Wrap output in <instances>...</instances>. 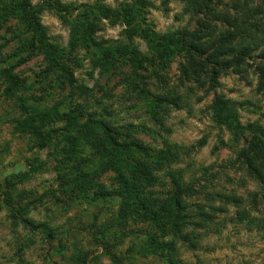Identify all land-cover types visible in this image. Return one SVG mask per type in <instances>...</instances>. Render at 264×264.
Wrapping results in <instances>:
<instances>
[{
    "label": "rangeland",
    "instance_id": "obj_1",
    "mask_svg": "<svg viewBox=\"0 0 264 264\" xmlns=\"http://www.w3.org/2000/svg\"><path fill=\"white\" fill-rule=\"evenodd\" d=\"M42 1L0 0V264H264V38L237 63L232 49L264 0H147L145 24L178 41L168 59L103 20L104 57L69 23L133 0H56L72 18L45 10L34 28L17 6ZM172 170L193 243L172 230Z\"/></svg>",
    "mask_w": 264,
    "mask_h": 264
},
{
    "label": "trees",
    "instance_id": "obj_2",
    "mask_svg": "<svg viewBox=\"0 0 264 264\" xmlns=\"http://www.w3.org/2000/svg\"><path fill=\"white\" fill-rule=\"evenodd\" d=\"M201 2L202 0L189 1V3L194 6H197ZM147 6V0H133L130 4H124L114 9L99 5L88 7L83 11L78 12L73 22L69 23H75L79 25L85 33L86 47L89 45L94 46V51L102 53L104 57L107 56L110 53V50L113 49H110L109 47H103L93 38V34L97 28V23L103 20L111 24H121L124 27V33L128 39L138 36L147 41L149 44H152V46L155 48L162 50V52L165 53L164 59H168L170 54H172L174 51H177L178 41L175 38L169 36H163L159 38L156 37V35L144 22L143 15L145 9H147ZM17 7L21 8L24 13L30 17V24L34 28L36 25L39 27L38 22L36 23L37 16L45 10L53 11L59 19L66 22L72 18L73 13L77 10V8L71 4L61 3L56 0H44L35 6L20 4ZM247 13L249 20L245 23L246 25L244 29L246 28V30H244V33L239 34V38L243 37V41L248 40L249 42L247 45L237 42L235 43V46L232 48L233 52L235 51L236 53L234 57L235 63H237L245 55L255 51L260 46V44L257 42L258 39L262 37L264 38V8H249ZM235 21L237 20L235 19ZM189 49L195 51L196 47L189 46ZM217 49L214 50L215 53H217ZM192 50L189 51L191 52ZM116 51L120 52L122 49L116 48ZM256 72L258 74L260 83L264 86V65L262 64L257 66ZM212 111L214 112L216 121L219 125H224L230 130L238 129L239 116L233 102L226 100L223 97H218L212 105ZM174 155H176V153L169 155L170 161ZM250 168L251 170L256 171L255 166L253 167L251 165ZM171 179L176 188L175 205L177 207V214L174 217L172 225L174 236L177 240L193 243L194 237L189 235V233L186 231L187 227L192 223V220L190 219H193V215L191 213L194 212V210L189 208V204L185 199L188 196V189L184 185L182 172L178 170H172ZM197 212L201 219L203 218L206 222L208 221L209 218L207 216V212L204 210H198Z\"/></svg>",
    "mask_w": 264,
    "mask_h": 264
}]
</instances>
